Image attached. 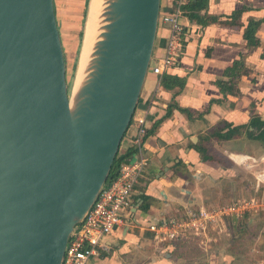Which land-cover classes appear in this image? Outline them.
Returning <instances> with one entry per match:
<instances>
[{"label": "water", "instance_id": "obj_1", "mask_svg": "<svg viewBox=\"0 0 264 264\" xmlns=\"http://www.w3.org/2000/svg\"><path fill=\"white\" fill-rule=\"evenodd\" d=\"M103 6L69 94L54 1L0 0V264L62 263L133 119L160 0Z\"/></svg>", "mask_w": 264, "mask_h": 264}, {"label": "crops", "instance_id": "obj_2", "mask_svg": "<svg viewBox=\"0 0 264 264\" xmlns=\"http://www.w3.org/2000/svg\"><path fill=\"white\" fill-rule=\"evenodd\" d=\"M53 1L62 41L57 4L64 7L69 0ZM173 4L174 0H160L163 12H170ZM251 21H258L259 25L257 45L250 49L244 31ZM80 24L76 23L78 33ZM181 24L182 53L164 74L183 79L184 84L164 89L159 77L147 74L132 123L120 145L121 154L132 147L137 130L135 119L145 118L148 133L143 154L147 166L134 186L123 225L110 232L88 264H181L184 259L178 260L176 253L186 247H179V241L200 234L158 242L148 226L173 217L185 218L190 209L205 208L218 197L212 187L233 178L234 154L258 147L257 141L247 134L253 130V119L264 118V0H204L187 4ZM167 36L168 29L159 26L153 60L163 57ZM240 60L247 73L237 81V95L227 94L223 99L217 82H228L224 71ZM173 102L179 109L173 108L166 118ZM156 122L160 123L153 127ZM223 123L244 128L231 140L208 142L205 136L216 127L222 128ZM198 144L205 147L203 153L197 152ZM261 152L264 155V149ZM203 241L210 246V239ZM215 261L218 258L210 264Z\"/></svg>", "mask_w": 264, "mask_h": 264}, {"label": "built area", "instance_id": "obj_3", "mask_svg": "<svg viewBox=\"0 0 264 264\" xmlns=\"http://www.w3.org/2000/svg\"><path fill=\"white\" fill-rule=\"evenodd\" d=\"M188 0H174L170 12L160 10L159 26L168 29L163 57L152 59L150 70L160 77L179 59L182 50L181 18ZM133 120V119H132ZM137 130L132 137L133 154L126 163H122L116 179L108 182L100 192L95 203L86 214L77 230L71 235L61 264H88L97 250L103 246L110 232L123 225L129 208L135 184L147 166L144 157V142L147 136L145 118L135 119ZM252 207L250 202H235L218 209L199 208L188 210L185 218H169L148 226L158 242L176 241L181 237L197 233L206 235L209 230L223 226L225 219L237 220ZM207 243L205 242V245Z\"/></svg>", "mask_w": 264, "mask_h": 264}, {"label": "rangeland", "instance_id": "obj_4", "mask_svg": "<svg viewBox=\"0 0 264 264\" xmlns=\"http://www.w3.org/2000/svg\"><path fill=\"white\" fill-rule=\"evenodd\" d=\"M88 4L89 0H69L64 7L57 4L69 94L76 82V68L80 67L79 56L83 45V35L78 41L76 23H81L80 32L84 34L89 14ZM78 17L80 19L76 21ZM100 22L99 16V24ZM151 66L152 62L148 73H152ZM259 144L262 145L261 142H256L258 147L252 151L234 154L236 167L233 178L212 187L213 193H217L218 197L209 201L205 207L210 210L218 209L246 201L252 203V209L237 220L225 219L223 226H219L216 231H208L206 238L200 235L189 236L185 241H179V247H186L180 248L179 253H176L178 260L180 257L184 259L181 264H210L215 257L218 262L213 264H264V155ZM206 239L211 240L210 246L208 243L205 245L203 240Z\"/></svg>", "mask_w": 264, "mask_h": 264}, {"label": "trees", "instance_id": "obj_5", "mask_svg": "<svg viewBox=\"0 0 264 264\" xmlns=\"http://www.w3.org/2000/svg\"><path fill=\"white\" fill-rule=\"evenodd\" d=\"M204 0H188L187 4L191 3H198L202 2ZM186 4V5H187ZM186 9V6L184 7ZM191 15V14H189ZM259 22L258 21H251L250 24L246 27L244 31V39L247 42L248 48H252L257 45V38H256V31L258 28ZM82 38V32L79 33V39L81 40ZM247 73V70L244 69V66L242 64V61H236L234 62L230 67L226 68L224 71V76L229 78L228 82L224 81H218L217 85L223 92V99L225 98V95L230 94L236 96L238 91H237V81L240 78L241 75H244ZM184 84V80L180 79L175 76H170L168 74H163L160 77V85L164 89H171L173 87H179ZM222 99V100H223ZM221 100H217L215 102L219 103ZM214 102V101H213ZM212 103V102H211ZM173 108H177L176 104L173 102L171 103L168 108L165 117H169L171 114V111ZM182 110V109H181ZM132 123V121H131ZM160 122H156L153 127L157 126ZM250 127L253 130H256L257 133L255 134L252 131H250L247 134V137L249 139H252L254 141H258L262 143L263 149H264V123L260 121V119L255 118L251 121ZM244 128V126H237V127H231L230 125L223 123L222 128H215L211 132H209L206 136L205 139L209 142L212 139H216L217 141H227L231 140L241 134V130ZM148 133V132H147ZM196 150L199 153H203L205 147L203 144H198L196 145ZM133 154V148L130 147L124 154L120 153V149L118 153L116 154L114 161L112 163L108 178L106 183L114 180L118 176L119 168L122 163L128 162V160L131 158ZM238 225V223H236Z\"/></svg>", "mask_w": 264, "mask_h": 264}, {"label": "bare ground", "instance_id": "obj_6", "mask_svg": "<svg viewBox=\"0 0 264 264\" xmlns=\"http://www.w3.org/2000/svg\"><path fill=\"white\" fill-rule=\"evenodd\" d=\"M88 17H87V25L83 34V45L81 54L79 56V66L76 69V82L73 88V94L77 92L82 82L84 81L86 75V69L88 67L89 61L91 59V54L93 51V47L95 42L97 41V34L99 28V16L104 8L103 0H89L88 4Z\"/></svg>", "mask_w": 264, "mask_h": 264}]
</instances>
